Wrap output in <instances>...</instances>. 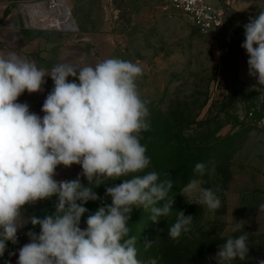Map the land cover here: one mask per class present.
<instances>
[{
  "label": "clouds",
  "instance_id": "9594fccd",
  "mask_svg": "<svg viewBox=\"0 0 264 264\" xmlns=\"http://www.w3.org/2000/svg\"><path fill=\"white\" fill-rule=\"evenodd\" d=\"M243 28L241 47L248 56V74L257 81L249 90L264 95V11L250 16ZM141 75L138 64L120 58L95 65L83 60L58 63L47 72L15 52H0V257L9 242L18 243V232L31 224L39 231L26 233L28 242L18 249L16 264H142L137 237L129 235L133 210L150 211V221L158 224L171 215L175 200L169 196L174 187L170 175L146 171L151 158L141 133L150 128V113L136 83ZM47 76L53 88L41 116L18 99L25 92H41ZM61 165H79L81 172L74 179L58 180ZM205 169L204 163L195 165L201 176ZM109 180L113 183H106ZM202 183L192 179L184 186L187 203L218 210L217 192ZM109 184L105 198H111L110 204L94 191ZM53 197L51 214L24 216L26 205ZM90 201H101L93 213L86 207ZM176 212L168 229L173 240L188 233L193 223V215ZM85 214L87 226L82 228ZM245 224L237 221L235 230ZM151 244L147 241L145 247ZM248 253L245 231L219 245L214 259L216 264H231L244 261Z\"/></svg>",
  "mask_w": 264,
  "mask_h": 264
},
{
  "label": "rangeland",
  "instance_id": "374dc122",
  "mask_svg": "<svg viewBox=\"0 0 264 264\" xmlns=\"http://www.w3.org/2000/svg\"><path fill=\"white\" fill-rule=\"evenodd\" d=\"M34 2L37 0L15 1L19 20L26 18L24 7ZM72 2L71 11L63 4L80 29L72 33L88 39L87 49L93 59L98 58L97 63L120 58L142 68L136 83L141 97L148 102L152 134L159 129L155 124L163 122L170 126V136L180 134L184 146L192 150L199 145V163L206 165L200 175L201 187L213 189L221 199V207L210 211L203 205L187 203L183 187L174 200L176 203L179 199L185 206L186 215H193L191 230L178 240L169 237L168 229L177 218L174 209L158 224L146 218L148 215L143 217L139 230L144 241L137 258L142 264H216L218 246L244 233L225 220V191L231 166L243 167L248 159L245 148H258L256 142L264 137V128L241 120L257 99L249 90L248 80L240 76L241 70L248 67V56L241 47L245 39L243 25L250 16L264 11V0H241L230 12L225 27L208 36L199 33L182 13L168 8L163 0ZM80 172L79 165H61L56 179H74ZM82 182L87 183L83 178ZM106 186L111 184L94 191L110 204L111 198H105ZM54 203L55 197L29 207L41 217L40 213L44 216L54 211ZM100 206L101 201L86 205L90 213ZM86 218L87 214L81 221ZM147 241H152L150 247H145ZM248 245L247 258L231 264H259L264 260V237L252 240L248 236Z\"/></svg>",
  "mask_w": 264,
  "mask_h": 264
},
{
  "label": "crops",
  "instance_id": "0c3cea01",
  "mask_svg": "<svg viewBox=\"0 0 264 264\" xmlns=\"http://www.w3.org/2000/svg\"><path fill=\"white\" fill-rule=\"evenodd\" d=\"M16 0H0V52H15L21 57L34 61L38 68L50 72L58 63H78L83 60L86 64L95 65L97 59L92 58L88 51V39L78 37L72 32L39 31L23 27V20L17 18L15 8ZM65 6L71 11L72 0H64ZM20 11V10H19ZM77 27V26H76ZM80 30L79 28H77ZM241 78L249 80L248 67L241 70ZM75 78L69 77V80ZM46 83L43 90L38 93L29 94L25 92L19 97L18 102H27L30 110L43 116L42 104L49 91L53 88L50 76L45 77ZM256 142L259 147L245 148L246 157L243 167L231 166V178L225 191V220L228 224L237 225V221H246L245 228L253 234H264V210L260 205L264 203V137ZM23 214L31 217L29 205H26ZM26 225L18 232L22 238L16 247L8 244L0 264L10 261L16 264L18 249L28 242L26 233L30 230ZM81 227L86 228V223L81 222ZM38 232V231H36ZM15 252L16 255H9Z\"/></svg>",
  "mask_w": 264,
  "mask_h": 264
},
{
  "label": "built area",
  "instance_id": "2783aa9c",
  "mask_svg": "<svg viewBox=\"0 0 264 264\" xmlns=\"http://www.w3.org/2000/svg\"><path fill=\"white\" fill-rule=\"evenodd\" d=\"M167 7L182 13L189 21L190 25L195 28L202 35H211L220 32L226 25V21L230 12L241 0H163ZM61 0H37V2L28 4L30 7L33 5H40L44 10L36 11L32 17L26 14V18L23 20V27L26 29H35L39 31H55V32H74L77 30L75 23L70 25L63 22L61 10H66L60 7ZM70 14V13H69ZM52 16L56 20L58 19L62 27H49L39 25V23L47 20L46 18ZM34 18H37V24L34 23ZM62 21V22H61ZM45 22V21H44ZM248 84L251 88L252 85L257 84L255 78L250 77ZM260 87L259 85H257ZM256 101L254 105L250 106L243 118L241 119L249 126L256 127L258 129L264 128V112H261V103L264 99V95L260 92L253 91ZM242 123V122H241ZM22 237L18 235V242ZM11 247H16L11 242L8 243Z\"/></svg>",
  "mask_w": 264,
  "mask_h": 264
},
{
  "label": "trees",
  "instance_id": "16d2710c",
  "mask_svg": "<svg viewBox=\"0 0 264 264\" xmlns=\"http://www.w3.org/2000/svg\"><path fill=\"white\" fill-rule=\"evenodd\" d=\"M162 124V125H160ZM164 123H156V127L159 128L157 133L152 134L151 127L148 131L142 132L143 137L141 143L147 146V155L151 158V163L146 171H156L163 177L164 173H168L174 181V187L170 191L169 196H174L192 179H201L198 173L195 174V165L199 163V145L193 147L192 150L189 147L184 146L183 139L178 133L176 136L171 135L172 131L170 126L163 125ZM173 129V128H172ZM178 132L180 130L177 127ZM175 211L185 209V206L181 205L179 199H176L174 204ZM32 216H36V212L30 208ZM96 211V210H95ZM150 211H143V209H134L129 221V228L131 236L137 237V250L142 246L143 238L140 236L139 224L143 217H150ZM39 216L43 217L40 213ZM86 223L85 221H81ZM87 226V225H86ZM146 227V226H145ZM30 230L39 231V226L33 228L30 225ZM242 231H246L248 236L255 240L256 237H264V234L255 235L248 228H244ZM141 249V248H140Z\"/></svg>",
  "mask_w": 264,
  "mask_h": 264
},
{
  "label": "bare ground",
  "instance_id": "6f19581e",
  "mask_svg": "<svg viewBox=\"0 0 264 264\" xmlns=\"http://www.w3.org/2000/svg\"><path fill=\"white\" fill-rule=\"evenodd\" d=\"M64 0H61L60 2V7H63L65 9H67L64 5ZM27 11H28V14L32 17L33 14H35L36 11H40L41 9H43V7L41 8L40 5H33V6H27L24 7ZM68 10V9H67ZM67 10H61V15H62V21L63 22H66V23H69L70 25H72L73 27V23H75L74 21V18L73 17H70L69 13ZM47 20H44L43 22L39 23V25H43L44 23V26H49V27H53V28H56V27H62L63 25H60V21L57 19H55L54 17L52 18V16L46 18ZM34 23L37 24V18H34ZM61 21V22H62ZM76 25V24H75Z\"/></svg>",
  "mask_w": 264,
  "mask_h": 264
}]
</instances>
